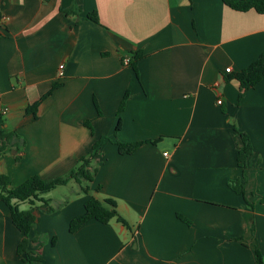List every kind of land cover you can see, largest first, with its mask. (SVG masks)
<instances>
[{"label":"crops","instance_id":"0c3cea01","mask_svg":"<svg viewBox=\"0 0 264 264\" xmlns=\"http://www.w3.org/2000/svg\"><path fill=\"white\" fill-rule=\"evenodd\" d=\"M94 11L99 22L87 17ZM0 16V117L26 143L20 161L16 150L0 157V175L12 186L64 176L100 141L93 181L72 179L34 204L39 264H256L257 248L264 256V78L245 90L233 78L264 51V13L223 0H0ZM51 90L36 117L27 113ZM236 129L254 148L245 195L229 186L242 177ZM116 141L143 144L122 154ZM90 195L114 200L128 225L89 219L70 232ZM23 237L0 201V264H29L17 253Z\"/></svg>","mask_w":264,"mask_h":264},{"label":"trees","instance_id":"16d2710c","mask_svg":"<svg viewBox=\"0 0 264 264\" xmlns=\"http://www.w3.org/2000/svg\"><path fill=\"white\" fill-rule=\"evenodd\" d=\"M223 2L230 8L237 11H249L251 9L264 13V0H223ZM87 17L95 22H99V17L96 11L91 12ZM1 18V16H0ZM2 33L0 32V35ZM142 57L141 52L137 51L131 61L132 67L135 71H138L137 62ZM233 78L237 79L240 83L241 90L248 89L264 78V51L248 67L235 73ZM58 85L56 83L53 88ZM52 90L41 97L34 104L27 108V113L31 112L36 117L38 106L41 102L50 95ZM128 93L123 97L119 113L124 110ZM122 125L121 117H119L115 132H117ZM237 133L241 137V145L239 148L237 161L238 165L242 170L241 179H235L229 181V186L238 194L245 195V184L247 177V161L250 155L253 154L254 148L249 134L246 132L236 129ZM25 140L17 133L16 130L9 129L5 120L0 117V157L5 153L16 150V160L20 161L22 153L25 149ZM100 141H96L93 145V149L87 155L80 157L78 165L73 168L69 173L64 176L57 177L51 180L43 179L38 174L31 175L23 183L18 186H12L11 179L6 174L0 175V201L6 203L10 208V216L15 226L23 233L24 237L18 244L17 253L24 255V259L29 264H39L42 258L34 253L30 248V237L29 233L35 224L36 215L34 204L36 201H46L41 195L52 190L53 188L65 185L72 179L81 183L85 181L89 183L93 181L98 167L95 166V159L98 154V147ZM119 152L122 154H131L135 152L142 144V141L132 142H121L116 141ZM86 193L89 192V186H83ZM28 202L31 206L27 209H20L19 203ZM179 217L191 224V220L179 214ZM117 218L119 221L128 225L127 221L120 215L116 208V202L112 199L100 200L93 195L85 202V211L76 217H74L69 224V231L76 232L84 223L89 219H96L102 223L109 222L111 219ZM256 264H264L263 253L257 248L256 249Z\"/></svg>","mask_w":264,"mask_h":264},{"label":"built area","instance_id":"2783aa9c","mask_svg":"<svg viewBox=\"0 0 264 264\" xmlns=\"http://www.w3.org/2000/svg\"><path fill=\"white\" fill-rule=\"evenodd\" d=\"M5 20H6V17H4V16H2V17L0 18V27L3 25V23L5 22ZM124 63H125V64H129V63H130V57H126V58L124 59ZM63 68H64V64H61V65L59 66V75H60V76L63 75ZM226 71H227V72H230V71H231V68H230V67L226 68ZM217 102H218L219 104H221V103H222V99H219ZM0 112H2V113H6V112H7V108H6V107H3V106H0ZM165 154H167V153H165Z\"/></svg>","mask_w":264,"mask_h":264}]
</instances>
